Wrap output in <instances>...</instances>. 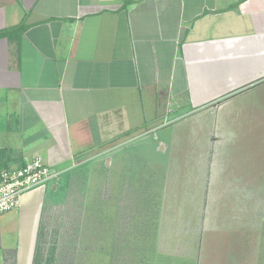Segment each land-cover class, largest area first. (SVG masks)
I'll return each instance as SVG.
<instances>
[{
	"label": "crops",
	"instance_id": "obj_1",
	"mask_svg": "<svg viewBox=\"0 0 264 264\" xmlns=\"http://www.w3.org/2000/svg\"><path fill=\"white\" fill-rule=\"evenodd\" d=\"M186 142V180L146 159L173 163ZM242 150L264 152V0H0V169L104 157L107 199L116 170L125 207L177 181L170 203L200 207L207 193L220 216L228 190L264 192V172L231 169ZM67 177L64 201L45 186L0 216V264H34L47 209L69 202ZM226 208L251 217L243 202Z\"/></svg>",
	"mask_w": 264,
	"mask_h": 264
},
{
	"label": "rangeland",
	"instance_id": "obj_2",
	"mask_svg": "<svg viewBox=\"0 0 264 264\" xmlns=\"http://www.w3.org/2000/svg\"><path fill=\"white\" fill-rule=\"evenodd\" d=\"M203 145L195 148H204ZM183 147L180 152L187 154L176 156L178 160L173 163L166 153L149 152L145 156L155 164H172L173 177L178 172L180 179L186 180L190 165L183 157L190 156L192 146L186 142ZM250 150L240 151L231 169L245 171L248 166L261 176L264 152ZM116 172L113 201L111 196L107 199L104 157L67 168L55 182L59 185L56 191L48 185L50 198L54 202L64 201L68 175L70 199L64 206L47 209L35 264H264V192L254 194L252 200L240 201L233 197L235 191L228 190L224 193L225 209L221 208L222 214L216 216L220 210L215 206L210 209L213 203H209L210 210L206 209L207 193L201 194L200 207L192 204L193 208H178L170 203L169 190L176 186V181L168 184L165 193L156 187L159 192L154 200L145 192V201L135 209L123 206L117 199L116 190L122 181ZM255 185L256 190L263 191L264 177L256 178ZM239 202L252 209L251 217H246L249 211H242V223L234 222L236 217L232 218L234 215L226 208H236ZM216 217L230 220H215Z\"/></svg>",
	"mask_w": 264,
	"mask_h": 264
},
{
	"label": "built area",
	"instance_id": "obj_3",
	"mask_svg": "<svg viewBox=\"0 0 264 264\" xmlns=\"http://www.w3.org/2000/svg\"><path fill=\"white\" fill-rule=\"evenodd\" d=\"M66 171L67 168L55 167L41 156L0 169V216L16 209L24 194L55 183Z\"/></svg>",
	"mask_w": 264,
	"mask_h": 264
},
{
	"label": "trees",
	"instance_id": "obj_4",
	"mask_svg": "<svg viewBox=\"0 0 264 264\" xmlns=\"http://www.w3.org/2000/svg\"><path fill=\"white\" fill-rule=\"evenodd\" d=\"M60 207V206H59ZM44 225V224H43ZM41 235H42V230H41ZM41 235L39 236V237H41ZM39 241H40V239H39ZM37 249H38V247H37ZM38 260H37V252H36V255H35V259H34V264L37 262Z\"/></svg>",
	"mask_w": 264,
	"mask_h": 264
}]
</instances>
